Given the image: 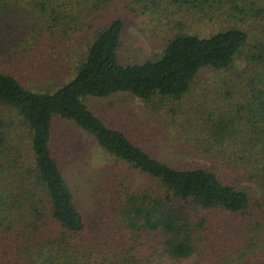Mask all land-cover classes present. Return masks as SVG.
<instances>
[{"label":"trees","instance_id":"16d2710c","mask_svg":"<svg viewBox=\"0 0 264 264\" xmlns=\"http://www.w3.org/2000/svg\"><path fill=\"white\" fill-rule=\"evenodd\" d=\"M134 2L141 11L173 3L218 27L181 29L159 54L123 62L125 11ZM56 49L77 55L71 79L31 88L27 63ZM209 71L211 86L200 79ZM120 92L178 114L177 148L195 161L160 158L86 101ZM56 117L74 121L152 186L121 190L104 223L96 202L76 195L64 175ZM157 258L264 264V0H0V264Z\"/></svg>","mask_w":264,"mask_h":264},{"label":"rangeland","instance_id":"374dc122","mask_svg":"<svg viewBox=\"0 0 264 264\" xmlns=\"http://www.w3.org/2000/svg\"><path fill=\"white\" fill-rule=\"evenodd\" d=\"M130 7L125 11L126 26L119 48L123 62L142 61L159 54L167 39L181 29L208 34L218 27L213 21L195 17L193 10L173 3H163L161 7L146 11H141L136 2ZM84 48H81V53ZM51 51L49 54L41 52L35 55L34 61L27 63L32 67L31 88L58 87L71 79V66L78 59L77 55L72 54L68 59L65 55L67 50ZM213 74L211 71L204 72L200 79L211 86ZM86 101L108 125L124 130L160 158L174 164L195 161L177 148L180 137L172 131V124L180 118L176 113L171 114L168 107H147L143 100L129 92L107 97L89 96ZM53 140L55 155L72 190L76 195L80 194L85 202H96L97 216L104 223H107L109 216H113L121 190L139 191L151 187L154 182L138 169L129 168L105 152L92 135L72 120L61 117L53 120ZM190 261L170 260L169 264H189ZM154 264H167V261L157 258Z\"/></svg>","mask_w":264,"mask_h":264}]
</instances>
